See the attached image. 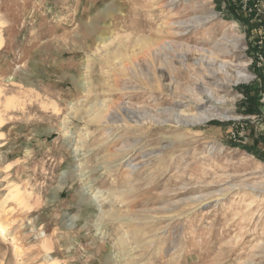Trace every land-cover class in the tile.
Masks as SVG:
<instances>
[{"label": "rangeland", "instance_id": "obj_1", "mask_svg": "<svg viewBox=\"0 0 264 264\" xmlns=\"http://www.w3.org/2000/svg\"><path fill=\"white\" fill-rule=\"evenodd\" d=\"M246 2L0 0V264H264V0L238 22ZM167 41L213 55L171 69ZM229 41L250 76L219 90L233 117L192 123Z\"/></svg>", "mask_w": 264, "mask_h": 264}, {"label": "bare ground", "instance_id": "obj_2", "mask_svg": "<svg viewBox=\"0 0 264 264\" xmlns=\"http://www.w3.org/2000/svg\"><path fill=\"white\" fill-rule=\"evenodd\" d=\"M204 21H207V20L201 19L200 17H194L193 22L190 23V25H192V27H194V25H197L199 27V26H202ZM186 29H188V27L183 28V30H180V32L173 30L175 33L174 35H177L178 33H182V31ZM228 43L232 44L231 46H234V47L227 48L226 47L227 45H225V52L223 53L224 54L223 56L225 57L228 56V57H226V59L217 60L218 68L215 70L216 72L212 71L213 73H211L212 78H210V81L204 82L203 79L200 80V77H198L197 75L195 76V79H194L195 87L190 90V94L192 97L190 98L191 105L193 106L194 111H195V113H193L192 115H189L190 122L192 123L206 121L212 118H232L233 117L231 114V110L227 109L228 107L226 108L225 106H229V105L232 106V104L235 102V98L234 97L230 98L228 94H224L222 96L219 90H223V92L228 93L229 90L233 88V85L240 83V82L248 81L250 76L248 72L246 71L245 63H242V62L235 63V61L231 60L233 56H238V53H237L238 44L234 43V41H229ZM159 46L160 48L158 51L156 50V53H159V57L162 58L164 65L165 64L166 66L168 65L169 68L171 69L181 68L185 66V62H186L185 55L183 54L180 58H177L176 55L174 54L176 51H184L185 53L193 51L194 53H199L202 56L208 55V53H210V55H213L212 54L213 52H211L210 50L199 49L197 46L190 47L188 45L182 44L181 42L172 41L170 43L169 42L163 43ZM206 58H209L210 61L216 60V58L212 56L206 57ZM199 62L200 61L198 60L196 64H198ZM218 76H219V79L217 78ZM174 117L178 124H181V123L188 124L189 123V122L183 121V119L186 120V117L183 118L181 115H177V114H175Z\"/></svg>", "mask_w": 264, "mask_h": 264}, {"label": "trees", "instance_id": "obj_3", "mask_svg": "<svg viewBox=\"0 0 264 264\" xmlns=\"http://www.w3.org/2000/svg\"><path fill=\"white\" fill-rule=\"evenodd\" d=\"M229 1H232V0H229ZM235 1L236 2H241L242 0H235ZM245 5H248L247 6L248 9L246 10L245 16H242V18H241V16L238 15L239 13L236 11L235 14H234L235 15V20L238 21V22L249 23V21L252 18L254 19V17H259V16L257 14V10L252 8V6H251L252 4H251L250 0H249V2H246ZM231 6H232V4H231ZM228 17H233V16H231V15L229 16L228 15ZM241 19H244V20H241ZM259 22H260L261 29H263V31H264V17L260 18ZM255 25H257V24H255ZM263 40H264V38H263ZM260 51H261V48H260ZM253 145H255V147H258V148H255L253 150V151H257L256 153H258V154H259V151L264 150V146H258L257 144H254V143H253Z\"/></svg>", "mask_w": 264, "mask_h": 264}]
</instances>
